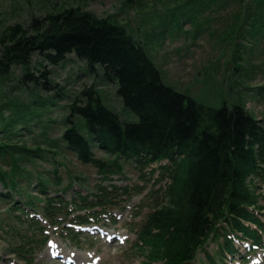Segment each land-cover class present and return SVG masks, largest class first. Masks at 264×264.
Returning <instances> with one entry per match:
<instances>
[{
    "label": "trees",
    "instance_id": "16d2710c",
    "mask_svg": "<svg viewBox=\"0 0 264 264\" xmlns=\"http://www.w3.org/2000/svg\"><path fill=\"white\" fill-rule=\"evenodd\" d=\"M178 5L182 8L174 15L180 28L182 18L192 20L212 5L240 9L226 38L237 39L238 59L246 48L239 40L244 30L255 38L264 36V0H184ZM6 29L0 39L3 82L21 66L22 82L51 90L47 64H61L74 53L90 71L101 67L104 78L116 82L124 107L138 117L122 119L96 88H84L68 106V125L60 139L50 142L59 149L53 150L30 146L22 138L29 124L19 127L18 117L2 113L16 103L8 95L0 100V202L7 204L2 221L18 222L14 229L23 234L22 241L12 244V253L33 264L46 241L44 220L56 228L68 221L100 222L109 208L123 209L125 202L142 195L147 185L114 182L116 176L125 178L126 163L142 176L150 174L153 186L159 184L143 197L150 211L130 228L144 264H195L202 252V263L222 264L227 256L239 255L238 238L264 246V122L245 103L214 107L178 90L164 79L146 45L112 15L100 17L72 6L34 19L32 28L14 24ZM34 54L42 57L40 74L32 67ZM59 140L81 163L97 169L101 182L96 191L71 172L64 184L60 168L69 169L57 158L64 152ZM37 160L53 166L45 174L34 172L28 164ZM51 184L58 187L52 190ZM140 216V210L135 212V219ZM211 242L218 246L217 256L207 249Z\"/></svg>",
    "mask_w": 264,
    "mask_h": 264
},
{
    "label": "rangeland",
    "instance_id": "374dc122",
    "mask_svg": "<svg viewBox=\"0 0 264 264\" xmlns=\"http://www.w3.org/2000/svg\"><path fill=\"white\" fill-rule=\"evenodd\" d=\"M183 1L0 0V39L11 25L21 24L32 28L34 19L67 7L76 6L90 10L100 17L112 15L146 45L169 84L206 105L221 107L224 103H245L251 113L264 122V36L255 38L244 30L245 37H239V40L246 48H242V58L238 59L233 46L237 39L233 37L232 43L226 38L231 25L236 21L234 14L240 9L212 5L192 20L182 18L180 28L178 15H174V11L182 8H178V4ZM41 60L39 54L33 55L32 67L37 74L44 70L40 66ZM22 70L21 66H17L7 81L0 79V100L8 95L16 103L2 113L5 116L18 117L19 127L25 122L29 124L31 129L23 127L22 138L32 147L41 145L53 149L49 146L50 142L60 139L68 125L65 120L69 115V104L78 98L84 88L91 86L98 90L103 101L122 119L138 118L134 112L124 107L122 99L116 93V82L105 79L101 67L90 71L86 62L74 53L69 54L61 64H47L46 70L50 72L53 82L51 90H44L41 85L35 86L34 83L22 82ZM1 126L2 124L0 128ZM59 148L64 152H60L57 158L69 169L66 172L64 167L60 168L59 175L64 184L71 172L74 176L85 178L83 182L88 190L96 191L97 184L101 182L97 169L81 163L76 153L61 141ZM98 154L104 155L102 152ZM28 166L34 172L41 171L45 174L53 164L50 161L37 160L36 164L31 163ZM124 168L125 178L116 176L114 182L121 186L147 185L146 191L125 202L123 209L109 208V215L101 214L100 222L72 226L69 225L71 221H68L62 228L45 224L46 232L43 233L46 241L38 247L33 264H144L145 257L134 246L136 233L130 228L135 226V222H141L150 211L148 202H144L143 197L151 188L158 189L159 184L153 186L151 175L142 176L131 163H126ZM54 187L58 186L51 184L52 190ZM76 189L81 190L80 186ZM260 190H264V185H261ZM66 197L70 199L71 192ZM6 206V203L0 202V264H30L10 251L12 244L22 241L23 234L21 231L18 234V230L14 229L18 222L2 221L6 217ZM139 210L141 216L135 219L134 214ZM22 227V230H29L25 225ZM236 244L241 252L245 251L243 240ZM217 247L216 243L211 242L207 249L217 256ZM248 257L249 260L244 262L240 255L227 257L223 264H264V260L261 261L264 250H258ZM69 258L73 261L68 262L71 260ZM205 258V254L201 253L196 264H201ZM253 258L255 259L252 261Z\"/></svg>",
    "mask_w": 264,
    "mask_h": 264
},
{
    "label": "bare ground",
    "instance_id": "6f19581e",
    "mask_svg": "<svg viewBox=\"0 0 264 264\" xmlns=\"http://www.w3.org/2000/svg\"><path fill=\"white\" fill-rule=\"evenodd\" d=\"M53 251V249H52V246H51V252Z\"/></svg>",
    "mask_w": 264,
    "mask_h": 264
}]
</instances>
